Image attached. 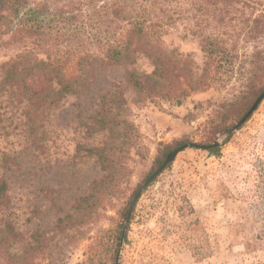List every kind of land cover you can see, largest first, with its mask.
Segmentation results:
<instances>
[{
  "label": "rangeland",
  "instance_id": "374dc122",
  "mask_svg": "<svg viewBox=\"0 0 264 264\" xmlns=\"http://www.w3.org/2000/svg\"><path fill=\"white\" fill-rule=\"evenodd\" d=\"M7 6L0 0L1 14ZM263 7L225 4L227 45L238 48L219 63L202 49L195 19L191 34L180 26L164 36L193 80L207 67L218 69L216 83L187 91L181 103L144 95L126 81L127 69L153 70L144 56L128 67L94 63L81 72L73 54L63 72L82 77L54 104L35 106L19 90L0 93V179L8 182L19 233L0 245V264H115L130 202L165 146L171 152L221 138L215 154L183 149L142 191L119 264H264V99L223 137L264 91V55L252 56L256 45L264 48V35L247 42L234 35ZM10 36L9 30L0 36V80L3 63L25 50ZM242 65L257 69L255 91L245 95ZM91 148H104L107 159Z\"/></svg>",
  "mask_w": 264,
  "mask_h": 264
},
{
  "label": "trees",
  "instance_id": "16d2710c",
  "mask_svg": "<svg viewBox=\"0 0 264 264\" xmlns=\"http://www.w3.org/2000/svg\"><path fill=\"white\" fill-rule=\"evenodd\" d=\"M6 1L8 14L0 13V36L9 30V43L22 44L25 50L15 59L3 63L0 93L19 90L24 98L38 107L46 102L57 103L66 94L76 91V83L82 74L68 78L63 72L66 60L73 54L81 72L87 70L83 66L94 63L128 67L136 64L140 57H147L154 66L153 70L140 74L127 69L126 81L139 93L176 99L181 103L187 91L216 83L219 80L218 69L207 67L203 75L193 80L185 63L181 66V59L165 46L164 36L180 26L186 35L191 34V21L195 19V33L203 35L202 49L212 62L219 63L224 56H234V49L238 48L237 44L231 45L230 49L227 45V31L223 28L225 4H264V0ZM261 10L251 23L244 21L235 30L236 41L237 37L239 41L247 42L264 35V7ZM2 26L6 28L2 29ZM38 49L43 50L47 57L39 58ZM56 49L60 54L52 56ZM255 49L252 56L261 60L264 48L256 45ZM240 69V75L244 76L241 93L254 92L257 69L244 70L243 65ZM254 100L245 106V112ZM229 128L226 126L222 131ZM219 149L220 146L209 151L215 154ZM170 150L171 146H165L157 158L156 167L165 160ZM90 151L98 154L102 161L107 159L104 148H91ZM8 187V182L0 179V245L7 246L19 235L9 214Z\"/></svg>",
  "mask_w": 264,
  "mask_h": 264
},
{
  "label": "water",
  "instance_id": "95a60500",
  "mask_svg": "<svg viewBox=\"0 0 264 264\" xmlns=\"http://www.w3.org/2000/svg\"><path fill=\"white\" fill-rule=\"evenodd\" d=\"M263 99H264V91L255 100V102L252 105V107L242 117V119L239 122H237L230 130H228V132L223 137L224 138L227 137L228 135H230V133L235 131L241 124H243L244 121L253 113V111L257 108V106L260 104V102ZM221 143H222V138L217 140L216 142H214L212 144H199V143H194V142H187L185 144H182L181 146H178L176 149H174V150H172L171 152L168 153V155L166 156V159L164 160V162L140 185V187L138 188L137 192L135 193V195L133 196V198H132V200L130 202V205H129V208H128V211H127V215H126V219H125V223H124L123 230H122L121 242H120L119 249L117 251L115 264H119V258H120V254H121V250H122V246H123L124 236H125V233H126L127 226L129 224V219H130L132 210H133V208H134V206H135L140 194L149 185V183L159 173H161L164 170V168L170 162H172L177 157L178 153L181 152L183 149L188 148V147H198V148H203V149H209V148H212V147H216V146L220 145Z\"/></svg>",
  "mask_w": 264,
  "mask_h": 264
}]
</instances>
